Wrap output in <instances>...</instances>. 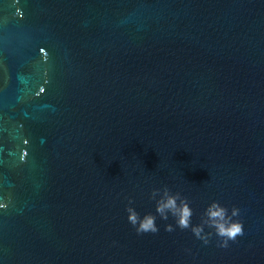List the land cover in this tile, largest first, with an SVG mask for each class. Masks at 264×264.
Returning a JSON list of instances; mask_svg holds the SVG:
<instances>
[{
    "label": "water",
    "instance_id": "water-1",
    "mask_svg": "<svg viewBox=\"0 0 264 264\" xmlns=\"http://www.w3.org/2000/svg\"><path fill=\"white\" fill-rule=\"evenodd\" d=\"M0 199V264H264V0H0Z\"/></svg>",
    "mask_w": 264,
    "mask_h": 264
},
{
    "label": "clouds",
    "instance_id": "clouds-1",
    "mask_svg": "<svg viewBox=\"0 0 264 264\" xmlns=\"http://www.w3.org/2000/svg\"><path fill=\"white\" fill-rule=\"evenodd\" d=\"M23 159V157H21ZM178 194L171 193L167 189L163 195L156 201L155 214L149 212L141 215L129 203L125 206L127 220L132 225L137 234L157 233L159 227L156 223L157 215L163 221L168 220L171 214L176 227L180 229H190L194 236L202 240L205 244L209 243V238L215 234L218 238L220 247H227L230 240L235 241L236 237L243 234V224L238 218L240 209L233 205L230 208L221 204L219 201H210L203 211L204 224L209 231L204 233V226L190 225L192 208L189 206L187 199H180L177 203ZM8 204L0 199V209H6ZM164 230L173 231L172 223H165Z\"/></svg>",
    "mask_w": 264,
    "mask_h": 264
},
{
    "label": "snow or ice",
    "instance_id": "snow-or-ice-1",
    "mask_svg": "<svg viewBox=\"0 0 264 264\" xmlns=\"http://www.w3.org/2000/svg\"><path fill=\"white\" fill-rule=\"evenodd\" d=\"M41 51H43V49H41ZM45 91V89H41V92ZM25 143H27V141H25ZM27 155V154H26Z\"/></svg>",
    "mask_w": 264,
    "mask_h": 264
}]
</instances>
